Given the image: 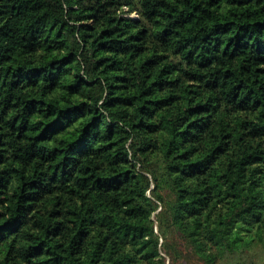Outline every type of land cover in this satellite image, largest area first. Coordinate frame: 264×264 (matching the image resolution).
<instances>
[{
	"label": "trees",
	"instance_id": "1",
	"mask_svg": "<svg viewBox=\"0 0 264 264\" xmlns=\"http://www.w3.org/2000/svg\"><path fill=\"white\" fill-rule=\"evenodd\" d=\"M0 264H264V0H0Z\"/></svg>",
	"mask_w": 264,
	"mask_h": 264
}]
</instances>
